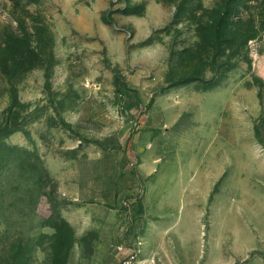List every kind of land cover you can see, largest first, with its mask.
<instances>
[{
    "label": "rangeland",
    "instance_id": "obj_1",
    "mask_svg": "<svg viewBox=\"0 0 264 264\" xmlns=\"http://www.w3.org/2000/svg\"><path fill=\"white\" fill-rule=\"evenodd\" d=\"M218 1L0 0V114L12 87L23 104L5 142L27 151L0 167V264H118L116 246L142 237L140 165L175 140L161 88L194 66L180 53L198 41L192 15ZM234 13L237 55L190 144L223 168L224 194L206 204L193 264H264V0H235Z\"/></svg>",
    "mask_w": 264,
    "mask_h": 264
},
{
    "label": "crops",
    "instance_id": "obj_2",
    "mask_svg": "<svg viewBox=\"0 0 264 264\" xmlns=\"http://www.w3.org/2000/svg\"><path fill=\"white\" fill-rule=\"evenodd\" d=\"M192 86L167 87L161 94L160 97L170 96L165 117L167 124L174 126L173 147L169 158L155 149L145 153L140 165L141 174L148 180L143 196L145 232L131 242L142 240L141 264H193L202 246L206 204L211 197L218 204L224 195L215 189L223 168L210 169L203 160L207 148L190 145L195 137L202 142L204 132H208L206 124L212 119L202 115L203 95L209 92ZM213 130L212 137L217 135Z\"/></svg>",
    "mask_w": 264,
    "mask_h": 264
},
{
    "label": "trees",
    "instance_id": "obj_3",
    "mask_svg": "<svg viewBox=\"0 0 264 264\" xmlns=\"http://www.w3.org/2000/svg\"><path fill=\"white\" fill-rule=\"evenodd\" d=\"M30 1L34 2L35 0ZM234 8L235 0H220L214 7L203 9L200 14L195 13L192 15L193 21L196 24L198 41L195 45L183 48L180 53L185 55L194 66L181 72L177 78L172 73L166 74V86L162 87V90L175 85L201 82L204 84L201 89L206 91L221 83L227 71L233 66L231 60L237 55L235 54V49L238 48L236 42L240 39L238 38L240 34L238 35L239 27L236 23ZM253 37V35L245 36L242 41L246 43L248 39H252ZM18 39L15 36V40L18 41ZM12 42L14 43V37H12ZM25 45L30 47V43L26 39ZM228 49L229 52L227 53ZM207 70L212 74L210 78L206 77ZM115 84L117 92L123 95L126 85L119 79L116 80ZM10 94V104L0 114V167L8 159H11L12 156L17 157L18 153L27 152L20 147L10 146L5 142V138L8 135L17 131L22 126L19 115L23 104L20 102L14 87H12ZM59 223V225L53 226L54 229L69 230L67 244L71 246L73 241L71 226L62 218H59Z\"/></svg>",
    "mask_w": 264,
    "mask_h": 264
},
{
    "label": "built area",
    "instance_id": "obj_4",
    "mask_svg": "<svg viewBox=\"0 0 264 264\" xmlns=\"http://www.w3.org/2000/svg\"><path fill=\"white\" fill-rule=\"evenodd\" d=\"M118 264H141L139 260L140 242H123L116 246Z\"/></svg>",
    "mask_w": 264,
    "mask_h": 264
}]
</instances>
